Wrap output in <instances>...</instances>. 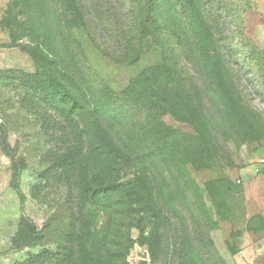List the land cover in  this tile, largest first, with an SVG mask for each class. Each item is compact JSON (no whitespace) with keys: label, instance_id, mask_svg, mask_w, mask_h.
<instances>
[{"label":"rangeland","instance_id":"obj_1","mask_svg":"<svg viewBox=\"0 0 264 264\" xmlns=\"http://www.w3.org/2000/svg\"><path fill=\"white\" fill-rule=\"evenodd\" d=\"M197 1L229 70L222 92L232 94L231 114L240 111L243 121L224 117L195 59L193 69L185 62L179 45L193 40L180 0H157L156 25L186 32L181 42L174 34L160 41L199 91L204 166L161 157L146 175L153 210L127 200L110 210L98 205L88 223L95 177L84 169L87 150L77 153L60 111L16 77L34 71L30 53L38 48L75 79L101 75L112 89L124 88L141 67L164 62L157 50L137 70L123 65L139 48L146 0H61L59 11L55 0H37L35 8L0 0V264H72L83 251L88 264H127L132 252H146L152 264H264V167L257 165L264 158V7L258 0ZM162 120L197 136L184 121ZM121 177L127 194L133 177Z\"/></svg>","mask_w":264,"mask_h":264},{"label":"trees","instance_id":"obj_2","mask_svg":"<svg viewBox=\"0 0 264 264\" xmlns=\"http://www.w3.org/2000/svg\"><path fill=\"white\" fill-rule=\"evenodd\" d=\"M21 2L26 7L38 5L37 0ZM156 2L146 0L143 11H140L137 25L139 48L123 65L137 70L140 60L157 53V50L161 51L164 62L141 67L124 88L112 89L101 75H96L91 82L75 79L69 67L56 68L49 55L44 52L45 57L37 52L38 48L30 53L34 71L18 72L16 77L20 84L30 87L40 99L60 111L74 133L77 153H83L84 147L87 150L89 156L88 161L83 159L84 169H91L95 177L88 191L93 206L92 210L90 206L87 210L90 213L88 223L94 221L93 210L98 205L110 210L113 205L125 204L127 200L130 206L142 202L143 207L153 210L152 191L146 175L156 168L161 157L182 159L195 168L204 166L198 156L208 143L203 131L205 116L199 91L189 80L184 66L172 59L170 50L160 41L162 37L174 34L181 42L186 32L176 27L168 28L167 22L163 29L157 26ZM180 2L193 40L190 47L179 45L185 62L192 68L189 57L195 59L194 65L213 85L219 102L223 104L224 117L232 116L242 122L240 111L235 116L231 114L234 112L231 109L232 94L222 92L223 83L230 79L229 70L198 1ZM55 5L57 11L61 10V0H55ZM166 19L169 21L170 15ZM243 114L247 111L244 110ZM166 115L188 123L197 136H187L166 126L162 120ZM127 172L133 180L126 187L127 194H121L124 187L120 182L121 174ZM99 173L104 174L106 181L98 178ZM88 262L90 253L83 251L78 261L72 264Z\"/></svg>","mask_w":264,"mask_h":264},{"label":"built area","instance_id":"obj_3","mask_svg":"<svg viewBox=\"0 0 264 264\" xmlns=\"http://www.w3.org/2000/svg\"><path fill=\"white\" fill-rule=\"evenodd\" d=\"M258 166L264 167V158L258 160ZM127 264H152V259L145 253L132 252L126 260Z\"/></svg>","mask_w":264,"mask_h":264},{"label":"crops","instance_id":"obj_4","mask_svg":"<svg viewBox=\"0 0 264 264\" xmlns=\"http://www.w3.org/2000/svg\"><path fill=\"white\" fill-rule=\"evenodd\" d=\"M260 4L264 7V0H258ZM251 264V263H250Z\"/></svg>","mask_w":264,"mask_h":264}]
</instances>
